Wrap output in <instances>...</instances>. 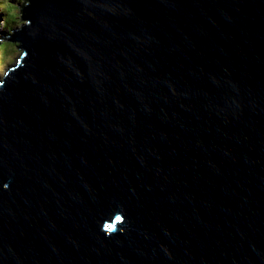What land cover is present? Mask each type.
I'll return each instance as SVG.
<instances>
[{"label":"water","instance_id":"1","mask_svg":"<svg viewBox=\"0 0 264 264\" xmlns=\"http://www.w3.org/2000/svg\"><path fill=\"white\" fill-rule=\"evenodd\" d=\"M29 1L0 264H264V0Z\"/></svg>","mask_w":264,"mask_h":264},{"label":"rangeland","instance_id":"2","mask_svg":"<svg viewBox=\"0 0 264 264\" xmlns=\"http://www.w3.org/2000/svg\"><path fill=\"white\" fill-rule=\"evenodd\" d=\"M27 2V3H26ZM30 1L28 0H10L8 2V6L9 8L12 10L11 13L14 14V17L16 19V26L11 22V24L14 26H12V28H8L3 24V20H5V16H9L8 14H5V10L1 9L0 7V35L4 36V37H11L12 35H14V33L17 30L22 29L23 24L25 22H27V19L24 20L23 19V13L24 10L20 7L22 4H28ZM4 4L0 3V6H2ZM6 6V5H4ZM3 7V6H2ZM3 18V20H2ZM20 42L19 41H12V40H7V39H3L0 41V77H3L6 70H7V66L9 64H12L16 61L17 57L19 56V54L21 53V49L19 47Z\"/></svg>","mask_w":264,"mask_h":264},{"label":"trees","instance_id":"3","mask_svg":"<svg viewBox=\"0 0 264 264\" xmlns=\"http://www.w3.org/2000/svg\"><path fill=\"white\" fill-rule=\"evenodd\" d=\"M0 2H2V1H0ZM3 4H5V0H3ZM4 9V8H3ZM5 10V9H4ZM11 9L9 8V6L7 5V10H5V13L6 14H8L9 16H6V15H4L5 16V20H3V18H2V20L4 21L3 22V24L6 26V27H8V28H12L13 29V25L11 24V22L16 26V24H15V22H16V19H15V17H14V14H12L11 13ZM13 26V27H12Z\"/></svg>","mask_w":264,"mask_h":264},{"label":"snow or ice","instance_id":"4","mask_svg":"<svg viewBox=\"0 0 264 264\" xmlns=\"http://www.w3.org/2000/svg\"><path fill=\"white\" fill-rule=\"evenodd\" d=\"M108 227H109V228H111V227H112V225H109Z\"/></svg>","mask_w":264,"mask_h":264}]
</instances>
